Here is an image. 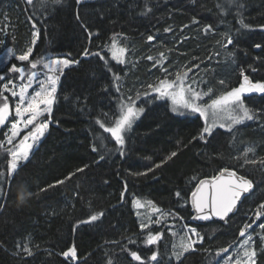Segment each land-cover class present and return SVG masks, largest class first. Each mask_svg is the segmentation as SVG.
I'll use <instances>...</instances> for the list:
<instances>
[{"label": "trees", "instance_id": "trees-1", "mask_svg": "<svg viewBox=\"0 0 264 264\" xmlns=\"http://www.w3.org/2000/svg\"><path fill=\"white\" fill-rule=\"evenodd\" d=\"M146 6L151 11L142 14ZM241 19L251 27H242ZM33 22L40 33L35 58L48 54L79 63L64 69L52 123L34 147L29 162L21 163L13 181L16 186L0 203V264H71L59 253L72 244L78 250V264H108L109 260L112 264H137L128 251L121 250L122 246L145 258L155 246L144 243L145 233L140 231L133 198L151 200L164 212L183 217L203 237L196 251L185 253L177 261L172 257L176 236L170 235L163 223L154 226L151 231L164 232L159 242L160 264H218L216 252L235 245L242 224L252 214L250 209L264 202V168L260 164L241 167L242 161L236 159L249 147L254 149L250 157H264V119L246 120L232 132L216 128L205 144L193 139L203 124L197 115H177L166 101L141 96L138 104L145 106V112L127 134L126 154L122 157L113 151L103 160L99 159V150L92 151L93 143H100L95 138L107 137L109 148L115 144L96 119L115 111L118 96L143 93L147 84L166 75L163 68L172 74L184 66L199 64L189 76L200 81L201 89L212 87L216 95L239 86L241 68L253 81H264V48L255 47L258 43L264 45V29L260 27L264 25V0H85L80 5L76 0H61V4L49 3L45 8L36 0L34 6H28L25 0H0V28L4 29L0 40L4 47L16 54L25 50L33 38ZM82 25L98 33L91 44ZM205 26L214 31L205 34ZM167 28L171 31H165ZM114 33L123 34L119 40L129 50L124 64L113 61L106 49L103 53L113 71L121 75L120 93H116L112 72L103 61L81 55L85 47L99 51ZM225 34L233 40L227 48L217 43L224 42ZM149 35L155 37L152 42L147 40ZM161 52L165 54L163 68L146 59L152 56L158 60ZM244 101L249 108L264 111V94L246 95ZM173 151L175 157L154 168ZM6 166V155L0 150V171ZM82 167L83 172L64 184L31 197L24 206L19 204L29 189L35 191ZM150 167L154 170L146 175H135ZM223 167L251 179L253 190L242 198L227 222L193 223L190 195L196 181L192 177L211 178ZM0 183L7 191V178L0 177ZM177 191L182 198H177ZM97 212H103L97 221L80 223ZM129 238L136 243L129 244ZM254 239L258 250L264 247L258 236ZM18 242H30L33 255H15ZM257 264H264V252L258 251Z\"/></svg>", "mask_w": 264, "mask_h": 264}, {"label": "snow or ice", "instance_id": "snow-or-ice-1", "mask_svg": "<svg viewBox=\"0 0 264 264\" xmlns=\"http://www.w3.org/2000/svg\"><path fill=\"white\" fill-rule=\"evenodd\" d=\"M25 2L28 6H34V0H25ZM36 2L39 3L41 8L47 7L49 3L53 5L61 4V0H36ZM84 2L85 0H76L77 5ZM229 2L235 3L236 0H229ZM150 11L151 9L146 6L142 14ZM5 19H7V16H5ZM76 19H80L79 14H77ZM193 23H198V21L193 19ZM240 23L244 28L251 27L244 24L242 19ZM82 26L85 27V31L88 33L89 44H91L93 35H98V33L94 34L87 29L86 25ZM185 27L188 26L185 25ZM260 27L264 29V25H260ZM32 28L33 38L25 50L19 54H16L13 49L7 50V57L9 59L22 62L21 65H9L8 71L17 74L15 78L0 74V82H2L0 83V128H8V131L3 134V139L0 140V150L4 151L7 159L6 170L0 171V177H6L8 180L7 191H5V185L0 183V203L11 193L12 188L16 186L13 184V181L19 172L21 161L24 163L29 162L34 147L38 146L39 141L44 137L50 123H52L53 106L58 101V84L60 77L64 74V69L79 63L78 60L68 58L45 59L43 56L35 58L33 56L34 47L40 33L35 22L32 23ZM0 31H4V29L0 28ZM165 31H171V28H167ZM212 31L214 30L211 26L204 27L205 34ZM122 36V33H114L110 37L109 43L100 46L99 51H93L90 47H85L81 53L83 57L95 56L104 62L108 71L112 72V81L116 93L121 92L118 83L121 80V75L113 71L106 59V55L103 53L106 49L113 61H116L118 64L126 63L125 58L129 50L118 39ZM154 39L155 37L152 35L147 37L149 42H152ZM3 43L0 40V45H3ZM217 43L227 48L233 44V40L230 34H225L224 42L217 41ZM255 47L261 49L264 48V45L258 43ZM68 55L70 56L71 54L69 53ZM215 55H219V53H215ZM146 59L153 61L154 65L160 64L163 68L162 61L165 59V54L161 52L158 60L152 56H148ZM23 62H27V66H23ZM199 67V64L191 67L184 66L182 70H177L172 74H167V68H163L166 75L158 79L156 83L147 84V91L143 93L138 91L135 96H118L115 111L102 113L96 119V124L99 128L104 133L110 134L111 141H114L115 147H107L105 143L108 139L107 137L97 136L95 139L100 143L99 145L93 143L92 151L97 152L99 150L101 152L99 156L100 160L105 158V154H110L113 151L119 152L122 157L126 154L127 134L132 130L135 121L145 112V106L137 104V99L141 96L145 98L151 96L153 101L158 99L170 101V110L177 115H197L203 121V124L198 137H194L193 139H199L205 144L209 142V137L213 135V130L216 128L227 129V131L232 132L235 126L242 124L246 120L264 119V111H256L249 108L244 101L245 94H264V81H253L246 74V70L241 68L240 76L242 79L239 86L232 87L216 95L212 87L201 89L199 88L200 81L189 76L193 68ZM249 68L252 71H256L251 65H249ZM38 69L45 71H37ZM169 76L172 78H169ZM17 80L21 81L19 85L16 83ZM219 83L226 85V81L224 80H220ZM148 102L145 99L144 105H147ZM9 125L10 128L8 127ZM253 152L254 149L249 147L241 156L236 157L238 161H242L240 166L260 164L264 168V157H250L249 153ZM176 155L175 151L171 152L164 161L155 164L154 168H160L163 163L171 160ZM154 168L150 167L145 172L135 173V175H146L147 172L153 171ZM84 170V167L77 168L63 179L47 184L35 191L29 189V194L31 197L38 196L42 192H47L49 189L64 184L66 180H70L72 176ZM192 180L196 181L194 190L191 191L190 196L191 206L195 213L192 219L195 221H212L215 217L220 221L227 222L230 214H235L238 210L241 197L245 193H250L254 186V182L251 179L238 175L236 170L228 167L220 168L217 174L213 175L210 179H200L193 176ZM126 187L127 185L125 184V191ZM175 195L177 198H182L179 191ZM121 197L123 199L124 192L121 193ZM15 198L17 199V194ZM132 206L137 210L136 215L138 217L141 215L139 210L145 208L151 209L152 215H149L147 222H141L139 228L142 233H145L144 243L149 247L155 246V248L147 258L126 246H122L121 250L128 251L131 259L137 262V264H160L159 242L164 239V232L159 230L151 231L149 229L153 225L159 226L162 220L169 216L173 220L180 221H183L184 218L172 212H164L151 200L142 202L140 199L133 198ZM250 211L252 214L247 222L242 224L238 233L239 239L236 241L235 246L230 245L216 252V255L221 257L223 264H257L258 251L264 252V247H261L259 250L257 249L254 239L255 236H258L261 245L264 246V202L257 204ZM102 216L103 212H97L90 215L87 219L80 221V223L88 224L97 221ZM78 226L76 225V227ZM166 226L170 235L173 237L179 235L177 231L173 230L177 227L176 224H166ZM180 227L184 229V235L180 236L179 245L172 244V257H175L177 261L185 253L196 251L197 248L195 246L202 243L203 240L196 227H191L187 223H183ZM113 243L119 242L113 241ZM128 243L135 244L136 241L129 238ZM177 248H179V251H177ZM14 254L32 256L33 250L30 242H18ZM51 254V251H49V255ZM59 255L66 262L78 264L79 256L75 244L66 247ZM108 264H112V261L109 260ZM218 264H220L219 261Z\"/></svg>", "mask_w": 264, "mask_h": 264}, {"label": "rangeland", "instance_id": "rangeland-1", "mask_svg": "<svg viewBox=\"0 0 264 264\" xmlns=\"http://www.w3.org/2000/svg\"><path fill=\"white\" fill-rule=\"evenodd\" d=\"M119 39V38H118ZM7 50H8V48H6V47H4V44L3 45H0V74H3V75H5L6 77H11V78H15V76L17 75V74H14V73H11V72H9L8 71V68H9V65L10 64H15V63H13L12 62V60H14V59H9L8 57H7ZM45 59H48V58H52V59H57V58H59V59H63L64 57H62V56H51V55H48V54H46V55H42ZM111 56V55H110ZM40 58V57H39ZM14 61H16V60H14ZM16 62H19V61H16ZM19 63H22V62H19ZM19 65H21V64H19ZM23 66H27V62H23ZM37 71H45V70H43V69H38ZM41 78H43V77H41ZM6 82V81H5ZM0 83H2V82H0ZM16 83H17V85H19L20 83H21V81H19V80H17L16 81ZM156 83V82H155ZM35 86V85H34ZM148 89L145 87V91H147ZM31 91V90H30ZM250 94H260V93H248V94H245L244 96H246V95H250ZM127 96V95H126ZM160 100H164V99H160ZM164 101H166L167 103H168V106H169V109H170V101H168V100H164ZM137 104H138V99H137ZM11 119V118H10ZM9 128H10V125L8 126ZM2 130H3V128H0V135H1V132H2ZM8 131V128H6V130L5 131H3V134L5 133V132H7ZM23 135V134H22ZM108 135H110V134H108ZM1 152L5 155V153H4V151L3 150H1ZM23 161H21V163H22ZM143 202V201H142ZM134 211H135V214H136V211L137 210H135L134 209ZM140 211V213H141V215L138 217L137 215V217L139 218V220H140V223L141 222H147V219H148V217H149V215H152V213H151V209L150 208H145V209H141V210H139ZM161 223H163V226H164V228L165 229H167V226H166V224L167 225H170V224H176L177 225V227L175 228V229H173L174 231H178V233H179V235L178 236H176L175 238V241H174V244H176V245H179V243H180V236H182V235H184V229H182L180 226L183 224V223H185L184 221H180V222H176L175 220H173L172 219V217L171 216H169V217H166V218H164L163 220H162V222ZM154 226H157V225H153L152 226V228L154 227ZM189 226H191V225H189ZM192 227V226H191ZM182 229V230H181ZM150 230V229H149ZM180 230L182 231V233L180 232ZM201 234V233H200ZM202 236V235H201ZM193 238H195V237H193ZM198 245V244H197ZM235 246V245H234ZM177 251H179V248H177ZM230 251H231V249H230ZM192 252V251H191ZM220 264H223V261L221 260V257H220Z\"/></svg>", "mask_w": 264, "mask_h": 264}, {"label": "water", "instance_id": "water-1", "mask_svg": "<svg viewBox=\"0 0 264 264\" xmlns=\"http://www.w3.org/2000/svg\"><path fill=\"white\" fill-rule=\"evenodd\" d=\"M239 175V174H238ZM203 179H205V178H203ZM208 179H210V178H208ZM248 193H245L242 197H241V200H242V198L245 196V195H247ZM191 196V195H190ZM239 205V204H238ZM190 206H191V202H190ZM191 211H192V216L193 215H195V213H194V210H193V208H192V206H191ZM233 214H230V216H232ZM191 220H192V222L193 223H195V224H199V225H204V224H209V223H213V222H216V223H224V221H220L218 218H213V220L212 221H195V220H193L192 218H191Z\"/></svg>", "mask_w": 264, "mask_h": 264}, {"label": "clouds", "instance_id": "clouds-1", "mask_svg": "<svg viewBox=\"0 0 264 264\" xmlns=\"http://www.w3.org/2000/svg\"><path fill=\"white\" fill-rule=\"evenodd\" d=\"M31 200V196L30 194H27L26 196H24L20 201H19V204L21 206H24L26 204H28V202Z\"/></svg>", "mask_w": 264, "mask_h": 264}, {"label": "built area", "instance_id": "built-area-1", "mask_svg": "<svg viewBox=\"0 0 264 264\" xmlns=\"http://www.w3.org/2000/svg\"><path fill=\"white\" fill-rule=\"evenodd\" d=\"M199 244H201V243H199Z\"/></svg>", "mask_w": 264, "mask_h": 264}]
</instances>
